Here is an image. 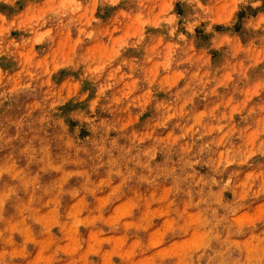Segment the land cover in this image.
<instances>
[{
	"label": "clouds",
	"instance_id": "obj_1",
	"mask_svg": "<svg viewBox=\"0 0 264 264\" xmlns=\"http://www.w3.org/2000/svg\"><path fill=\"white\" fill-rule=\"evenodd\" d=\"M0 264H264V0H0Z\"/></svg>",
	"mask_w": 264,
	"mask_h": 264
}]
</instances>
